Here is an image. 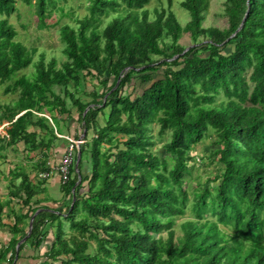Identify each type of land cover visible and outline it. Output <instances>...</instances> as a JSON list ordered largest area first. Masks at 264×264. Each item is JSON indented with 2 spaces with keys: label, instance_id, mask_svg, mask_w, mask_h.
Instances as JSON below:
<instances>
[{
  "label": "trees",
  "instance_id": "trees-1",
  "mask_svg": "<svg viewBox=\"0 0 264 264\" xmlns=\"http://www.w3.org/2000/svg\"><path fill=\"white\" fill-rule=\"evenodd\" d=\"M22 1L34 8L38 28H48L59 0ZM90 1L77 27L59 29L65 61L57 68L54 59L33 63L36 50L16 41L1 17L16 12V0H0V84L12 82L5 94L19 92L0 105V125L7 123L0 154L20 142L28 155L48 152L59 123L73 119L66 99L85 132L57 207L40 206L41 184L23 169L8 172L0 217L6 209L11 225L0 218V226L11 238L0 263L19 260L24 243L17 259L16 245L40 211L25 241L34 250L45 245L40 264H264V0H224L225 29L203 27L209 0L180 3L190 16L185 26L164 8L150 20L143 10L149 0ZM110 12L117 16L102 28ZM183 34L193 42L187 51ZM33 64L32 79L15 78ZM87 77L101 92L94 88L83 102L76 95ZM37 113L49 114L52 128ZM210 131L217 169L192 187L191 152ZM186 212L192 219L177 235Z\"/></svg>",
  "mask_w": 264,
  "mask_h": 264
},
{
  "label": "rangeland",
  "instance_id": "rangeland-1",
  "mask_svg": "<svg viewBox=\"0 0 264 264\" xmlns=\"http://www.w3.org/2000/svg\"><path fill=\"white\" fill-rule=\"evenodd\" d=\"M183 0H171V4L168 5V0H149L148 3L144 6L143 10L147 11L148 17L150 20H153L156 16V11L161 10V8L171 10L176 16L178 22L181 26H185L189 20V13L183 10L180 7V3ZM34 2V1H33ZM90 0H59L56 2L55 9L52 10L51 16L46 20V24L48 28L39 29L38 28V20L34 13V8L27 6L23 3L22 0H16L15 7L16 12L10 14L9 16L2 15V18H7L9 23L15 28L17 32L16 41L20 42L27 48L35 49L36 53L33 58V63L36 64L42 58L45 64L49 63L51 60H56V67L60 68L62 62L65 61V56L63 55L64 45L60 41L59 29L63 25H70L71 27H77L78 21L83 19L84 17H88L90 15L89 7ZM224 0H209V6L205 13V20L203 22L204 28H218L225 29L228 28V18L225 15V7ZM125 8V4L120 6V9ZM142 11V10H141ZM139 11V13H141ZM117 14H113L110 12L108 17L101 18V27L105 28L108 23L116 17ZM201 40V39H200ZM179 44L182 47L188 49L193 46V42L191 41L188 34H183L181 39L179 40ZM156 60H160L155 58ZM30 66L26 70L21 71L16 75L15 78H19L20 76H26L29 79H32L35 74V65ZM12 83V82H9ZM9 83H5L3 85L0 84V105L12 104L19 98V92L12 94H5L4 88ZM96 88L98 93L101 92V89L97 85V81L95 79H91L89 77L86 78L85 83V92L78 93L76 97H79L83 102H89L91 97L89 93ZM72 93L75 95L76 91L71 89ZM67 100V108L70 110L71 116L74 120L70 128L66 131V137L78 140L81 135H83L82 124L78 120V111L76 107L72 105V103ZM219 102V101H218ZM105 112L108 113V110ZM46 116L44 118L48 119L50 117L49 114H36V116ZM65 117V116H64ZM103 115L98 116V126L101 127L102 122H104ZM36 120V119H35ZM101 120V121H100ZM49 121V119H48ZM49 127L52 128V124L49 121ZM7 127V123L4 122L0 125V134L4 135V129ZM33 130V129H32ZM35 131H41L38 128H34ZM154 132H157V129H154ZM95 137V133L93 130L88 131L87 142L90 143L92 138ZM214 134L213 131H210L204 139L198 143L194 150L191 152V156L194 157V160L189 162L191 167V178L186 179L187 184H191L192 187H195L197 182H205L206 178H212V174L215 173L217 169V165L212 159L211 151L214 149ZM65 140V141H62ZM54 144L51 148V157L50 164H56L64 154V151L68 145V141L66 139H62ZM86 145V144H85ZM158 147V152H161L160 145ZM3 154V157H1ZM0 154V198L4 200L8 193V172L15 170L16 168L23 169L24 172H27L29 175L31 173L40 171L39 163L43 160L39 158L40 152H33L31 154H27L24 145L22 142L17 145L8 148L5 151H2ZM198 158L200 161L197 162L195 159ZM84 174L90 173V161H84ZM36 183L37 179L31 177ZM16 182H19L17 180ZM86 185V183H85ZM3 216L1 215V219H5L6 221L10 220L5 217L6 209L3 211ZM187 219H192V215L189 212L176 221L175 231L177 235H181V230L179 228V224L184 222ZM2 225L3 222H2ZM5 226V225H4ZM7 226V225H6ZM0 228L4 229L0 226ZM7 228V227H6ZM51 232V231H50ZM48 234V238H52V233ZM33 240H29L24 242V247L19 253V260H15V264H40L43 259L42 254L44 253L45 245L42 246L39 250L33 249ZM27 246H30L27 247ZM29 248L33 251L30 260L26 262H22L25 248ZM16 249V248H15ZM39 252V253H37ZM43 252V253H42ZM38 254V255H37ZM34 257V258H33ZM16 258V257H15ZM33 258V259H32ZM35 259V260H34ZM38 261V262H37Z\"/></svg>",
  "mask_w": 264,
  "mask_h": 264
},
{
  "label": "crops",
  "instance_id": "crops-1",
  "mask_svg": "<svg viewBox=\"0 0 264 264\" xmlns=\"http://www.w3.org/2000/svg\"><path fill=\"white\" fill-rule=\"evenodd\" d=\"M41 117H46V116L43 115ZM48 119L50 120V118H48ZM103 120H104V118H103ZM73 122H74V120L72 119V121H69L68 124L59 123V129L61 130V132H60V134H58L55 131V135H56L58 140L54 141V144L56 142L66 138V136H64V135H65L66 131L70 128V126L72 125ZM51 124H52V122H51ZM103 125H104V122H102L101 126L103 127ZM62 141H65V140H62ZM54 144H53V146H54ZM51 152H52V150L50 149L48 152H45V154H40L39 158L44 159L43 156L46 155L47 156L46 163L48 164V163H50ZM46 168L47 169H45L44 171L48 170V167H46ZM41 172H43V171H41ZM32 176H33V178L35 176L37 178V172L31 173L30 178ZM37 181H38L37 182L38 185L41 184V193L36 197V199L41 202L40 206L57 207L64 200V194L62 192V187H61L62 184L60 183L59 176L57 174H54L50 179L46 180L45 182H41L39 180H37ZM2 222L5 226L11 225V220L6 221L5 219H3ZM3 228L4 229L0 228V250L2 248H5L8 245V242L10 241V238H11V235L8 233V229L6 227H3ZM27 247L30 248V246H27ZM27 247L24 250L25 255L23 256L22 262H26L27 260H30V257L33 254V251H31ZM37 253H39V252H37ZM0 264H9V261H8V259H6V261L1 262Z\"/></svg>",
  "mask_w": 264,
  "mask_h": 264
},
{
  "label": "built area",
  "instance_id": "built-area-1",
  "mask_svg": "<svg viewBox=\"0 0 264 264\" xmlns=\"http://www.w3.org/2000/svg\"><path fill=\"white\" fill-rule=\"evenodd\" d=\"M68 141V145L64 151L63 156L57 164H47L48 170L37 174V179L46 181L50 179L54 174L59 176L60 183L63 185L68 182L72 169L76 170V159L80 147L84 145V136L81 135L78 140L72 138H65Z\"/></svg>",
  "mask_w": 264,
  "mask_h": 264
},
{
  "label": "water",
  "instance_id": "water-1",
  "mask_svg": "<svg viewBox=\"0 0 264 264\" xmlns=\"http://www.w3.org/2000/svg\"><path fill=\"white\" fill-rule=\"evenodd\" d=\"M188 49H186L185 51H187ZM90 108V107H89ZM89 108H87L84 112V114L89 110ZM85 136V132H84V135ZM80 156H81V153L80 151H78V154H77V159H76V167L79 163V160H80ZM40 211H37L34 216L31 218L30 222H29V225H28V234L26 237L22 238L16 245V259H17V255H18V252H19V247L27 240V238L31 235V232H32V224H33V220L34 218L37 216V214L39 213Z\"/></svg>",
  "mask_w": 264,
  "mask_h": 264
}]
</instances>
